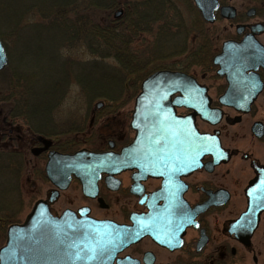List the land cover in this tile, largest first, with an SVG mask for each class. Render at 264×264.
Wrapping results in <instances>:
<instances>
[{
    "label": "flooded vegetation",
    "instance_id": "obj_1",
    "mask_svg": "<svg viewBox=\"0 0 264 264\" xmlns=\"http://www.w3.org/2000/svg\"><path fill=\"white\" fill-rule=\"evenodd\" d=\"M179 2L195 11L196 72L176 71L205 87L209 105L202 113L199 105L175 106L171 122L181 126L149 134L145 156L132 157L131 168L113 179L104 174L96 197L72 176L66 190L75 189L81 202L66 209L80 215L89 208L92 217L133 230L138 238L113 264H264V0ZM134 113L135 100L126 121L112 115L102 125L116 154L135 142ZM201 135L210 149L202 158ZM39 137L30 149L43 148ZM51 140L40 154L46 160L49 151L66 153Z\"/></svg>",
    "mask_w": 264,
    "mask_h": 264
},
{
    "label": "rangeland",
    "instance_id": "obj_2",
    "mask_svg": "<svg viewBox=\"0 0 264 264\" xmlns=\"http://www.w3.org/2000/svg\"><path fill=\"white\" fill-rule=\"evenodd\" d=\"M171 1L183 17L185 27L188 29L189 38L186 41V47L193 50L195 11L187 9L179 0ZM122 8L124 7L121 6L115 14L122 11ZM171 13H167L168 19L175 22ZM2 21L6 22L8 27H0V34L3 35L0 37L4 38L2 41L7 45L9 64L11 63L16 71H21L19 75L22 76L20 78L23 93L22 95L18 92L9 94L8 90L3 93L5 89L0 87V149L11 148L15 150V153L18 151L22 155V162H18V172L15 171L16 175L11 177L0 171V206H6L4 210H0L2 214L0 218L4 219L3 222L0 220V247L5 244L6 230L9 225L22 223L35 202L45 199L53 188L45 175V157L40 156L41 153L33 154L32 150L36 147L30 149L31 143L34 142V135L48 139L54 138L59 142L56 149L66 153H73L80 149L99 152L109 148L107 147L108 135L102 130V125L107 121L106 117L108 116L111 120L112 115H120L125 116L126 121L129 111L133 108L134 100L140 92L139 81L158 70H177L169 67L174 65L179 68L185 57V54H176L174 49V45L181 42L182 35L179 41L175 38L163 39V45L167 47L164 54L168 56L155 63L147 64L143 71L145 77L136 79V75L123 70V66H120L116 59H101L90 54L83 42L64 47L61 53L53 54L55 40L35 30L33 25L37 23L36 17L22 22L20 31L12 30L7 17H2ZM146 40V48L143 46L140 48V43L144 42L138 41L136 47L140 50L133 49L132 52V56L140 62V65H143V62L155 51L153 37L148 35ZM149 44L152 49L150 53H148ZM171 53L174 54L170 55ZM67 61L71 63V68L62 69ZM103 64L107 66L101 67ZM195 72V67L188 70V73L192 75ZM68 74L71 75L70 78ZM87 75L95 80L94 89L99 92L93 99L85 93L79 80V77L82 76L83 79ZM120 81H123V88ZM19 98L27 100L28 105H23L24 108H22ZM46 98L49 104H54L52 109H46L45 104L42 110L28 109L30 103L31 105L39 104V101ZM99 103L102 105L98 108ZM19 108L26 109L20 112L17 110ZM43 125L46 129L42 127ZM35 130L44 131L46 134ZM18 135L24 137V140H18ZM71 191L60 192L58 201L52 206L53 213H62L73 201L75 204L81 202L79 193L75 189ZM107 203L112 207L111 198L107 199ZM6 217L13 218V221L7 222Z\"/></svg>",
    "mask_w": 264,
    "mask_h": 264
},
{
    "label": "water",
    "instance_id": "obj_3",
    "mask_svg": "<svg viewBox=\"0 0 264 264\" xmlns=\"http://www.w3.org/2000/svg\"><path fill=\"white\" fill-rule=\"evenodd\" d=\"M122 13L118 11L115 17H120ZM202 15L205 20H212L203 10ZM8 63L6 48L0 38V72ZM174 94H199L201 97L172 99ZM101 105L99 103L98 108ZM180 105L191 109H197L199 105V112L202 113L201 109L209 105L205 87L184 72L155 71L142 81L135 99L134 128L137 133L134 144L124 147L119 154L112 151L111 142L109 150L103 152L89 149L73 153L49 151L45 175L54 188L48 192L46 199L35 202L22 223L9 225L5 244L0 247V264H113L117 254L138 238L133 236L131 228L98 220L89 215V208L80 210V215L69 209L55 215L51 205L58 201L60 191L69 187L72 176L81 180L87 196L96 197L97 183L104 174L107 180L113 179L131 168L132 157L145 156L149 134L161 132L165 125L181 126L177 120L171 122L175 118V106ZM39 140L44 146L33 149L35 155L47 150L53 143L45 137H39ZM208 150L201 135L200 158Z\"/></svg>",
    "mask_w": 264,
    "mask_h": 264
},
{
    "label": "trees",
    "instance_id": "obj_4",
    "mask_svg": "<svg viewBox=\"0 0 264 264\" xmlns=\"http://www.w3.org/2000/svg\"><path fill=\"white\" fill-rule=\"evenodd\" d=\"M121 6L124 7L122 8L123 13L119 18H115L114 14ZM185 6L192 10L190 3L185 2ZM174 8L175 4L171 0H0V27H8L7 23L2 21V17H7L12 30L20 31L22 22L36 17L37 23L33 25L35 30L42 35L51 36L55 40L53 54L61 53L64 47L83 42L93 56L101 59L114 58L127 73H134L136 79H143L145 77L143 71L147 64L155 63L168 56V54H164L167 47L163 45V39L175 38L179 41L182 35L181 42L174 45V49H176V54H185V57L179 68L171 65L170 69L188 71L193 66V50L186 47V41L189 38L188 29L185 27L183 17ZM168 12H172L175 22L168 19ZM148 35L154 39L155 51L143 62V65H140V62L132 56V52L133 49L140 50L141 46L146 48ZM0 36L3 37L1 34ZM2 40L4 41V38ZM138 41L144 42L140 43V48L136 47ZM5 46L7 49L6 43ZM150 49L149 44L148 53H150ZM70 66H72L71 63L67 61L62 69L67 70ZM102 66L106 67L107 65L103 64ZM92 68H94L93 63ZM20 72L16 71L10 63L0 73V87L5 89L3 93L8 90L9 94L18 92L19 95H22L21 88L23 87L21 85L23 84ZM68 77L70 78L71 75L68 74ZM79 80L85 93L89 94L92 99L99 94L94 89L96 87L95 80L90 76H84L83 79L81 76ZM141 81H139L140 84ZM121 86L124 87L123 81ZM47 99L39 101V104L31 105L30 103L28 109L38 111V109H44L45 105L46 109H52L54 104H49ZM18 100L23 103H21L22 108H24L23 105H28L26 104L27 100L24 101L23 98ZM22 108L17 110L25 111L26 108ZM42 127L46 129L45 125ZM35 131L46 134L44 131ZM18 162H22L20 152L16 151L15 153V150L11 148L0 149V171L13 177L16 175L15 171L18 172ZM6 191L8 192L9 189ZM1 194L5 195L6 193ZM5 207L0 206V210H4ZM8 207L10 206L8 205ZM5 219L7 222L13 221V218L9 217ZM0 220L3 222L4 219L0 218Z\"/></svg>",
    "mask_w": 264,
    "mask_h": 264
}]
</instances>
